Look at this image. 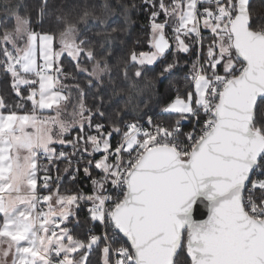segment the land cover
Returning a JSON list of instances; mask_svg holds the SVG:
<instances>
[{
    "label": "snow or ice",
    "instance_id": "6c2138e0",
    "mask_svg": "<svg viewBox=\"0 0 264 264\" xmlns=\"http://www.w3.org/2000/svg\"><path fill=\"white\" fill-rule=\"evenodd\" d=\"M22 7L9 0L0 30V264H264L250 0H84L59 31L49 0ZM89 20L102 30L85 35Z\"/></svg>",
    "mask_w": 264,
    "mask_h": 264
},
{
    "label": "trees",
    "instance_id": "16d2710c",
    "mask_svg": "<svg viewBox=\"0 0 264 264\" xmlns=\"http://www.w3.org/2000/svg\"><path fill=\"white\" fill-rule=\"evenodd\" d=\"M9 2V0H0V30H2V26L4 23V13L6 11L5 5ZM13 3L19 2L24 5V7L21 8V13L23 14L26 9L33 8L35 5H38L41 0H12ZM91 2H97V0H91ZM129 2H132V0H129ZM84 3V0H49V8L46 10L47 13L45 15V18L43 20V27L45 29H49L52 31H59L61 25L56 21L55 16L56 15H63L64 13H70V15L73 18H78V13L80 12L79 7H75V5L80 4L82 5ZM250 12L253 18L254 23L256 26H259V24L264 21V1L263 0H250ZM132 25L129 27V32L131 33V38L134 39L138 32H140V25L144 23V18L142 15H137L136 12L130 13ZM32 21L33 26L35 27V21H36V12L35 10L32 11ZM122 22V17L114 16L110 17L107 21V26L110 29L111 27L115 26L118 23ZM7 23L9 25L14 24V19L11 17L8 18ZM82 31L85 35L89 34V32H95L102 30V26L99 25L95 21L89 20L88 24L86 26H81ZM37 30L39 31V28L37 27ZM118 40H128L129 43H131V40L128 36L121 34L118 37ZM116 60L114 59L112 61V64L115 65ZM160 70V65H156L154 67L150 66L149 70L147 71L146 75L149 77L154 76L158 71ZM0 81H2V78H0ZM166 81H162L159 83V87L163 89L164 85L166 84ZM119 87H126V85L121 84ZM108 91L110 92L111 89L109 88ZM107 100V96L105 97ZM116 103L114 104V107H123L124 104L127 102V95L126 93L120 94L116 97H114ZM143 99H146V97L140 98V100L134 101V103H140L141 107L143 106L142 101ZM264 101L258 102L257 110H256V119L257 122L264 121ZM76 133L74 132L72 136L74 137ZM57 149H61V146L56 145ZM65 150L71 152L72 149L70 146H68ZM76 185H79L80 187L84 188L85 190L88 189L89 183L87 179L81 178L76 182ZM76 185H72V187H75ZM65 186L67 185V181H65ZM96 257L93 256V260H95Z\"/></svg>",
    "mask_w": 264,
    "mask_h": 264
},
{
    "label": "crops",
    "instance_id": "0c3cea01",
    "mask_svg": "<svg viewBox=\"0 0 264 264\" xmlns=\"http://www.w3.org/2000/svg\"><path fill=\"white\" fill-rule=\"evenodd\" d=\"M29 131H30V130H29ZM19 154H20L21 157H23V156L26 154V153H25V150H24L23 148L19 149ZM11 195H12L13 197H15V196L17 195V193L13 192ZM0 247H4V248H6L7 245H6V244H4V245H0Z\"/></svg>",
    "mask_w": 264,
    "mask_h": 264
},
{
    "label": "water",
    "instance_id": "95a60500",
    "mask_svg": "<svg viewBox=\"0 0 264 264\" xmlns=\"http://www.w3.org/2000/svg\"><path fill=\"white\" fill-rule=\"evenodd\" d=\"M201 210L204 212V215L200 216V217H195V218H197V219H206L207 218V210L203 206H201Z\"/></svg>",
    "mask_w": 264,
    "mask_h": 264
},
{
    "label": "rangeland",
    "instance_id": "374dc122",
    "mask_svg": "<svg viewBox=\"0 0 264 264\" xmlns=\"http://www.w3.org/2000/svg\"><path fill=\"white\" fill-rule=\"evenodd\" d=\"M263 106H264V104H263ZM73 133H74V132H71V133L69 134V137H68V138H71L70 136H72ZM9 264H10V261H9Z\"/></svg>",
    "mask_w": 264,
    "mask_h": 264
},
{
    "label": "built area",
    "instance_id": "2783aa9c",
    "mask_svg": "<svg viewBox=\"0 0 264 264\" xmlns=\"http://www.w3.org/2000/svg\"><path fill=\"white\" fill-rule=\"evenodd\" d=\"M186 130H187V128H186ZM58 150H65V149H62V148H61V149H58ZM45 163H46V161H45ZM53 175H55V173H53Z\"/></svg>",
    "mask_w": 264,
    "mask_h": 264
}]
</instances>
